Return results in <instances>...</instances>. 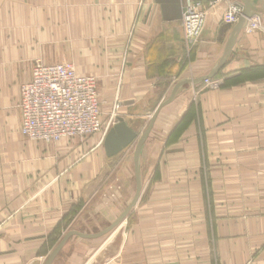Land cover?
I'll return each instance as SVG.
<instances>
[{"label":"crops","instance_id":"0c3cea01","mask_svg":"<svg viewBox=\"0 0 264 264\" xmlns=\"http://www.w3.org/2000/svg\"><path fill=\"white\" fill-rule=\"evenodd\" d=\"M196 1L205 25L188 41L186 0H0V264H42L69 232L108 228L136 194L135 146L109 158L100 135L49 144L21 134L34 65L95 77L104 114L119 103L141 135L178 82L209 75L223 55L226 2ZM255 69L264 30L243 31L220 78L185 85L161 109L131 213L104 237L72 236L53 264H264V75L236 82Z\"/></svg>","mask_w":264,"mask_h":264},{"label":"built area","instance_id":"2783aa9c","mask_svg":"<svg viewBox=\"0 0 264 264\" xmlns=\"http://www.w3.org/2000/svg\"><path fill=\"white\" fill-rule=\"evenodd\" d=\"M223 1L227 6L222 21L233 27L241 18L243 9L238 4ZM206 13L200 1L186 0L182 27L188 41L200 38ZM244 31L253 33L263 29L254 18ZM115 105L112 116L105 118L95 77L80 76L71 63L46 65L37 62L31 79L22 85L20 91V132L27 140L49 144L93 135H100L103 142L118 120L113 115L120 105ZM44 261L42 258V264Z\"/></svg>","mask_w":264,"mask_h":264},{"label":"water","instance_id":"95a60500","mask_svg":"<svg viewBox=\"0 0 264 264\" xmlns=\"http://www.w3.org/2000/svg\"><path fill=\"white\" fill-rule=\"evenodd\" d=\"M230 4H238L242 7L243 13L238 23L233 26L229 38L227 40L225 50L222 57L215 65L211 73L207 76L198 79H184L178 82L172 90L171 95L165 101H163L156 112L154 113L150 124L147 126L146 130L140 135L141 123H137L130 126L123 119L118 118L117 123L108 131L107 135L103 140V147L105 149L106 155L109 158H116L120 156L124 151L129 149L135 144L134 150V168H135V178H136V194L130 204V206L122 213V215L108 228L98 232L96 234H83L77 231L69 232L62 241L56 246V248L47 257L44 264H53L54 260L58 257L62 251L65 243L72 236H80L86 239H98L109 234L113 229H115L132 211V209L138 204L141 192H142V174H141V152L142 148L147 142L155 121L159 115V112L165 106L171 104L176 98L182 87L189 84H200L202 82L210 81L215 79L220 72L223 70L227 64L233 48L240 36V34L247 28L248 23L251 19L257 18L261 28L264 30V0H227Z\"/></svg>","mask_w":264,"mask_h":264},{"label":"trees","instance_id":"16d2710c","mask_svg":"<svg viewBox=\"0 0 264 264\" xmlns=\"http://www.w3.org/2000/svg\"><path fill=\"white\" fill-rule=\"evenodd\" d=\"M247 72H243L242 73V76L239 77L238 79H236V82H241L243 80H245L246 78H254V79H257V78H260V76H263L264 75V71L262 70H258V69H255V70H252L250 72V74H246ZM216 78H220V74L216 77ZM232 83H235V81H231ZM231 83L230 82H225V86L226 85H230ZM192 112L189 111L188 115L190 116ZM185 116V120L183 119L182 122L177 126V128L173 131V133L171 134V136L169 137V140H168V143L170 144L173 140L177 139L178 136L181 135V133L183 132L187 122H188V117L189 116Z\"/></svg>","mask_w":264,"mask_h":264},{"label":"bare ground","instance_id":"6f19581e","mask_svg":"<svg viewBox=\"0 0 264 264\" xmlns=\"http://www.w3.org/2000/svg\"><path fill=\"white\" fill-rule=\"evenodd\" d=\"M205 18H206V17H205ZM117 104L120 105L119 103H117ZM114 106H116V105H114ZM119 110H120V109H119ZM119 110L116 112V115H113V117L116 116L117 119L119 118ZM112 112H113V108H112L111 112H109L108 114L105 115V118H108V119H109V117H111L112 114H113ZM111 113H112V114H111ZM114 114H115V112H114ZM117 119H116V120H117Z\"/></svg>","mask_w":264,"mask_h":264},{"label":"rangeland","instance_id":"374dc122","mask_svg":"<svg viewBox=\"0 0 264 264\" xmlns=\"http://www.w3.org/2000/svg\"><path fill=\"white\" fill-rule=\"evenodd\" d=\"M206 11H207V10H206ZM119 109H120V108H119ZM119 109H118V110H119ZM118 110H117V111H118ZM150 120H151V119H148V120H147V124L145 125V127H144L143 130H142L143 132L146 130L147 126L149 125ZM143 132H142V133H143ZM133 146H135V145H133ZM156 177H158V176L156 175L155 178H156Z\"/></svg>","mask_w":264,"mask_h":264}]
</instances>
